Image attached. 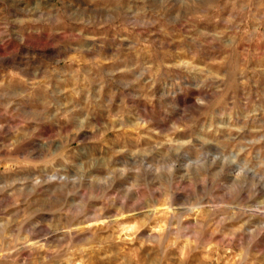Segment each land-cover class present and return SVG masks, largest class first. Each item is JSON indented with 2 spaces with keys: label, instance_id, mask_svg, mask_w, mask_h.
I'll use <instances>...</instances> for the list:
<instances>
[{
  "label": "rangeland",
  "instance_id": "obj_1",
  "mask_svg": "<svg viewBox=\"0 0 264 264\" xmlns=\"http://www.w3.org/2000/svg\"><path fill=\"white\" fill-rule=\"evenodd\" d=\"M116 2L0 0V264H264V180L236 175L264 160V0H119L131 12L100 23ZM84 115L102 130L72 139ZM201 137L245 150L203 183L181 180ZM169 157L183 192L154 191V173L134 170ZM113 168L129 170L105 191ZM134 183L146 186L124 200ZM197 196L203 207L174 221L170 209Z\"/></svg>",
  "mask_w": 264,
  "mask_h": 264
},
{
  "label": "clouds",
  "instance_id": "obj_2",
  "mask_svg": "<svg viewBox=\"0 0 264 264\" xmlns=\"http://www.w3.org/2000/svg\"><path fill=\"white\" fill-rule=\"evenodd\" d=\"M102 7L108 9V16L104 17L99 22L102 24H111L114 21L120 19L121 15L126 12H131V9H122V6L119 4V0H117L115 5H108L103 4ZM180 7L188 9L191 8V5L187 4L186 2H182ZM162 10H166V7L162 6ZM140 13H135L134 15H139ZM176 19L180 20L181 16L179 11L176 14ZM56 22H59L57 19ZM92 23H96L98 21L92 20L90 21ZM136 24L133 22L132 27H135ZM134 46V45H133ZM124 71H128L125 69ZM150 71V66L145 65L140 68L138 73H134V79H128V80H122L120 81L121 86L124 89H131L136 86H138V83L140 80L143 79L145 75H147ZM108 75H112V73H108ZM201 85H197V87H200ZM196 105L202 106L203 108H208L211 106V102L206 100L205 98L197 97L195 100ZM178 107V106H177ZM195 111H200V108H195ZM186 116H188V113H185ZM188 118L192 121H194L195 117L188 116ZM148 123H151V120L149 119L147 121ZM90 130L92 132L93 137H96L97 134L102 130L100 126L98 125H92L91 121L89 119L88 115H84L82 118L78 119L73 132L69 133V137L72 139L75 138V135H78L80 132ZM104 131H107V126H104ZM242 129H236L237 132L241 131ZM234 138L229 137L226 138L223 141H215V140H209L204 139L203 137L200 138L199 147L196 145H192L193 149L196 151V158L194 161L190 162L188 165H185V167L189 170L193 169L195 167L194 171H186L184 176L180 177L179 179H189L194 180L195 183H203L205 179H210L211 177L208 175L212 165L217 164V162L221 163V166L227 165V164H236L237 157L240 155L241 152H243L245 149L243 147H238L237 145L232 143V140ZM64 143H68L69 140L67 138H62ZM165 143H170L166 141ZM186 144H192L191 140H188L185 142ZM215 144V150L211 151L208 150L207 146ZM159 147V145H157ZM126 149H121V151H125ZM151 150H141L137 149L136 152L132 153L133 157L140 156H147L150 154ZM169 152H179V149L175 148H169ZM165 156H168L169 153L166 152L164 154ZM169 161L166 164H160L159 166L156 165H148L147 168H144V165L142 162L138 164V166L134 169L138 176H142L147 171H152L154 173V181H159V187L155 188L154 191H161V192H167V193H179L183 192L186 189L183 188L179 184V180L174 179V171L177 167L176 160H172L169 157ZM251 161H245L244 164L240 167V170L236 173L238 178V183L240 178H245L249 172L253 173V176H259L260 180H264V160L259 161L255 167H251ZM129 169L128 168H113L108 171L107 176L104 177L103 180H101L99 183L104 186V190L106 191L107 188L111 187L112 181L117 178V176L122 177ZM87 171L86 168L83 166L81 167L80 172L78 175L73 179V191H68L66 195H72L74 194V191H79L78 188H76V185L85 179L84 173ZM51 179H56L55 176L51 177ZM60 180L62 182H65L67 180L66 177H60ZM146 185L143 183H134L131 187L128 188L127 192H125L123 199H128V193L132 192L133 190H139L140 188L145 187ZM255 187V183L252 185ZM189 187H192L190 184ZM234 193V188L228 189V194L232 195ZM61 195H65L64 191H58L57 193H53V196L56 197V199H59ZM66 195H65V203H66ZM87 195V193H86ZM146 198L144 196H138L135 200H133L131 207L134 209L137 204H140L142 200H145ZM171 199V197H170ZM123 200L121 203V207H123ZM71 207L68 208V214L75 219L76 216L81 215L83 212L82 207L77 206V211L75 213L71 212ZM198 207H203L200 203V197L197 196L195 200H189L185 203L179 204L178 207H174L170 209V212L172 214V219L179 223L183 219V214L186 213L188 215H191L193 212H196ZM54 211H63L64 206L63 204L53 209ZM145 211V223H147L152 218V213L156 211L153 208L148 209H142ZM133 214L134 213H130ZM51 226V225H50ZM143 226V225H142ZM176 235H179V232L176 233ZM153 239H158L156 237H153Z\"/></svg>",
  "mask_w": 264,
  "mask_h": 264
}]
</instances>
